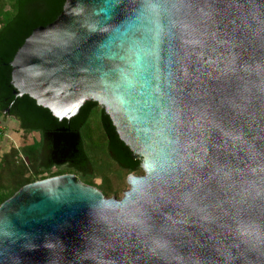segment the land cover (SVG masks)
Wrapping results in <instances>:
<instances>
[{"label": "water", "instance_id": "95a60500", "mask_svg": "<svg viewBox=\"0 0 264 264\" xmlns=\"http://www.w3.org/2000/svg\"><path fill=\"white\" fill-rule=\"evenodd\" d=\"M9 66L59 122L102 108L143 176L21 188L0 264H264V0H65Z\"/></svg>", "mask_w": 264, "mask_h": 264}, {"label": "trees", "instance_id": "16d2710c", "mask_svg": "<svg viewBox=\"0 0 264 264\" xmlns=\"http://www.w3.org/2000/svg\"><path fill=\"white\" fill-rule=\"evenodd\" d=\"M64 3L65 0H0V119L10 117L24 136H39L38 141L19 149L10 148L1 156L0 206L21 188L51 178L49 171L40 165L42 136L51 127L68 123L79 134L81 153L90 169V173L86 171L81 176L82 184L110 199L129 175L143 176L142 159L119 140L109 118L97 104L86 103L77 116L60 123L29 97L13 94L10 62L33 30L57 19ZM76 173L75 168L67 167L58 170L55 176ZM96 180L99 185L94 184Z\"/></svg>", "mask_w": 264, "mask_h": 264}, {"label": "flooded vegetation", "instance_id": "af4514ba", "mask_svg": "<svg viewBox=\"0 0 264 264\" xmlns=\"http://www.w3.org/2000/svg\"><path fill=\"white\" fill-rule=\"evenodd\" d=\"M75 134L77 133L72 130L68 123L66 126L51 127V131L46 132L42 136V147L39 156L40 165L43 169L49 171L51 179L69 176L68 174L55 176V173L58 170L71 167L75 168L77 173L70 176H74L75 179L78 178L76 181L81 183V176L88 168L86 160L81 153L80 139L76 141L72 136ZM53 169L54 172L52 171ZM45 175H48V173Z\"/></svg>", "mask_w": 264, "mask_h": 264}, {"label": "rangeland", "instance_id": "374dc122", "mask_svg": "<svg viewBox=\"0 0 264 264\" xmlns=\"http://www.w3.org/2000/svg\"><path fill=\"white\" fill-rule=\"evenodd\" d=\"M0 127L3 129V131L1 132L2 138H0V158L5 152L10 150V148L19 149L24 145H29L33 141L39 140L38 135L33 134V135L24 136V134L20 131L18 124L14 120H12L10 117L0 119ZM52 171L54 172V169ZM87 171L90 173L89 167ZM94 184L99 185V181L97 180L94 181ZM127 190H128V186L125 180L123 185L121 184L118 190H116L113 197L114 198L123 197V194Z\"/></svg>", "mask_w": 264, "mask_h": 264}, {"label": "clouds", "instance_id": "9594fccd", "mask_svg": "<svg viewBox=\"0 0 264 264\" xmlns=\"http://www.w3.org/2000/svg\"><path fill=\"white\" fill-rule=\"evenodd\" d=\"M176 163L179 165L181 171L187 170V164L184 161V158L183 157L180 160H178ZM178 175H179V173H177V176ZM163 194L164 193H161V195H163Z\"/></svg>", "mask_w": 264, "mask_h": 264}, {"label": "built area", "instance_id": "2783aa9c", "mask_svg": "<svg viewBox=\"0 0 264 264\" xmlns=\"http://www.w3.org/2000/svg\"><path fill=\"white\" fill-rule=\"evenodd\" d=\"M3 131V129L0 127V132H2Z\"/></svg>", "mask_w": 264, "mask_h": 264}]
</instances>
